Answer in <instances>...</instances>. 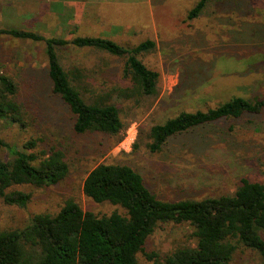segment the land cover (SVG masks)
<instances>
[{
	"label": "rangeland",
	"instance_id": "obj_1",
	"mask_svg": "<svg viewBox=\"0 0 264 264\" xmlns=\"http://www.w3.org/2000/svg\"><path fill=\"white\" fill-rule=\"evenodd\" d=\"M198 1L0 0V29L67 39L100 36L125 47L152 39L156 49L140 58L159 73L154 96L122 99L113 94L122 132L78 134L69 108L52 92L44 43L0 35V72L20 85L22 103L34 119L28 128L0 121V139L21 145L41 137L63 148L71 166L69 176L57 185L17 187L31 194L25 207L0 197V231L21 229L35 214L55 215L70 198L97 214L117 209L94 202L83 191L87 173L100 163L132 166L164 200L233 194L242 177L264 182V108L178 135L160 152L148 147L149 129L182 111H205L235 96L264 99V0L213 1L191 19L189 12ZM74 25L78 29L72 35ZM59 58L67 71L82 68L81 91L88 101L128 85L123 59L106 52L70 45L59 49ZM6 153L0 147V158ZM193 232L189 223L160 224L146 253L164 256L175 246L194 244ZM147 254H138L139 264H156ZM231 264L264 261L256 250L239 245Z\"/></svg>",
	"mask_w": 264,
	"mask_h": 264
},
{
	"label": "trees",
	"instance_id": "obj_2",
	"mask_svg": "<svg viewBox=\"0 0 264 264\" xmlns=\"http://www.w3.org/2000/svg\"><path fill=\"white\" fill-rule=\"evenodd\" d=\"M213 1L231 4L241 0H199L188 17H199ZM77 25L70 34L75 35ZM0 35L33 40L45 45L52 92L67 105L78 134L99 132L117 135L124 129L113 94L122 99L157 94L159 73L140 56L156 49L147 39L136 46L96 36L46 37L41 33L1 28ZM97 49L123 59L127 86L99 94L88 101L82 94V68L67 71L59 58L66 46ZM20 85L0 72V121L20 128L33 126ZM264 99L235 96L214 108L182 111L149 129L148 147L160 152L170 139L224 120H239L261 112ZM7 153L0 158V197L6 204L25 207L31 194L19 186L48 187L65 180L71 170L66 151L41 137L19 144L0 139ZM83 191L96 203L117 207L108 214L84 210L68 199L55 215L39 213L21 229L0 231V264H139L147 242L163 223H189L195 243L175 246L164 256L147 254L156 264H231L239 245L256 250L264 261V182L242 177L233 194L201 199L164 200L154 193L141 172L128 164L100 163L83 182Z\"/></svg>",
	"mask_w": 264,
	"mask_h": 264
},
{
	"label": "crops",
	"instance_id": "obj_3",
	"mask_svg": "<svg viewBox=\"0 0 264 264\" xmlns=\"http://www.w3.org/2000/svg\"><path fill=\"white\" fill-rule=\"evenodd\" d=\"M87 0H83V2L85 3ZM70 9L73 11V10H76L77 9V6H75V5H70ZM78 12H79V10H78Z\"/></svg>",
	"mask_w": 264,
	"mask_h": 264
}]
</instances>
